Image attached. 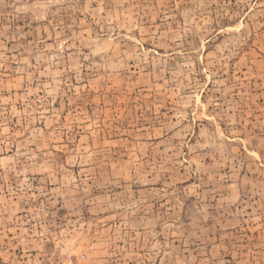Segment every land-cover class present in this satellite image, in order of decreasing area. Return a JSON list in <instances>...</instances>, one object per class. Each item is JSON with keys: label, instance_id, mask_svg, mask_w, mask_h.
Returning a JSON list of instances; mask_svg holds the SVG:
<instances>
[{"label": "rangeland", "instance_id": "rangeland-1", "mask_svg": "<svg viewBox=\"0 0 264 264\" xmlns=\"http://www.w3.org/2000/svg\"><path fill=\"white\" fill-rule=\"evenodd\" d=\"M0 264H264V0H0Z\"/></svg>", "mask_w": 264, "mask_h": 264}]
</instances>
